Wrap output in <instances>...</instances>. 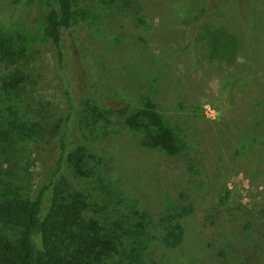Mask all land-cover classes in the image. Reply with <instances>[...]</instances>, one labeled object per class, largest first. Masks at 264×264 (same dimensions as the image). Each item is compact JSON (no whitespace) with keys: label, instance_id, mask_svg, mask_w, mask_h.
<instances>
[{"label":"rangeland","instance_id":"1","mask_svg":"<svg viewBox=\"0 0 264 264\" xmlns=\"http://www.w3.org/2000/svg\"><path fill=\"white\" fill-rule=\"evenodd\" d=\"M209 1L74 0L75 21L60 34L70 135L91 145L94 178L79 183L92 204L100 210L110 195L109 223L147 213L154 239L160 219L182 227L174 249L151 240L145 264H264V0H245L244 11ZM56 8L0 0V35L25 50L20 69L36 83L29 108L50 124L62 107L42 28ZM11 71L0 65V75ZM147 100L182 138L179 155L142 146L118 115L86 122L93 107L135 111ZM24 156L16 170L34 187L41 166Z\"/></svg>","mask_w":264,"mask_h":264},{"label":"trees","instance_id":"2","mask_svg":"<svg viewBox=\"0 0 264 264\" xmlns=\"http://www.w3.org/2000/svg\"><path fill=\"white\" fill-rule=\"evenodd\" d=\"M220 1L210 0L209 5ZM236 2L244 11L245 0ZM73 3L57 0L56 10L47 14L42 28V36L51 44L55 62L52 80L62 107L60 115L52 116L51 124L45 112L41 115L29 108L36 83L20 69L25 50L0 35V65L12 68L0 75V166H7L6 171L0 170V264H110L113 258L115 264H145L151 240L160 248L174 249L182 239V227L173 217L159 220L155 239L148 233L147 213L135 212L133 222L121 212L116 222L109 223L110 195L100 199L99 210L92 204L94 195L79 183L94 178V173L88 161L91 145L70 135L75 107L63 71L60 34L75 21ZM142 106L135 111H96L93 107L85 119L88 125L100 120L109 124L118 115L124 127L141 136L142 146L179 155L182 138L165 123L154 103L147 100ZM25 153L41 166L34 187L28 176L16 170ZM39 153L44 154L37 157ZM187 210L181 209L176 217Z\"/></svg>","mask_w":264,"mask_h":264}]
</instances>
